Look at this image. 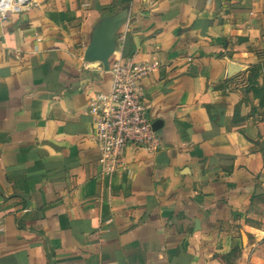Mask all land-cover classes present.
Listing matches in <instances>:
<instances>
[{"label":"crops","instance_id":"obj_1","mask_svg":"<svg viewBox=\"0 0 264 264\" xmlns=\"http://www.w3.org/2000/svg\"><path fill=\"white\" fill-rule=\"evenodd\" d=\"M10 1L0 264H264V0ZM123 10L161 143L103 174L88 108L113 76L84 53Z\"/></svg>","mask_w":264,"mask_h":264},{"label":"built area","instance_id":"obj_2","mask_svg":"<svg viewBox=\"0 0 264 264\" xmlns=\"http://www.w3.org/2000/svg\"><path fill=\"white\" fill-rule=\"evenodd\" d=\"M11 6L10 0H0L1 12ZM153 68L151 62L116 54L108 67L113 76L111 89L97 92L90 98L88 112L93 121L103 174L126 169L125 150L129 146L154 152L161 143L145 103L143 85V79Z\"/></svg>","mask_w":264,"mask_h":264},{"label":"water","instance_id":"obj_3","mask_svg":"<svg viewBox=\"0 0 264 264\" xmlns=\"http://www.w3.org/2000/svg\"><path fill=\"white\" fill-rule=\"evenodd\" d=\"M127 16V10L104 16L91 33V41L84 53L87 62H100L108 69L111 59L116 54V34ZM159 121L153 123L156 130Z\"/></svg>","mask_w":264,"mask_h":264},{"label":"trees","instance_id":"obj_4","mask_svg":"<svg viewBox=\"0 0 264 264\" xmlns=\"http://www.w3.org/2000/svg\"><path fill=\"white\" fill-rule=\"evenodd\" d=\"M121 1H122V2H126V0H121ZM255 89H256V88H255ZM238 251H239L238 249H233L229 254H231V255L233 254V255L236 256L237 253H238Z\"/></svg>","mask_w":264,"mask_h":264}]
</instances>
